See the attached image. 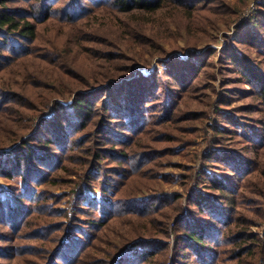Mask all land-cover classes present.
<instances>
[{"label": "trees", "instance_id": "1", "mask_svg": "<svg viewBox=\"0 0 264 264\" xmlns=\"http://www.w3.org/2000/svg\"><path fill=\"white\" fill-rule=\"evenodd\" d=\"M210 4L211 0H0V74L19 58L39 57L54 67L61 79V85L48 87L50 96L40 98L24 93L23 88L28 83L21 87L22 91L15 89L16 84L0 85V111L10 103L17 106L22 115L20 126L10 134L7 145L0 146V178L18 179L21 189L9 193L0 187V224L11 228L18 236L29 220L35 219V224L29 228V232L33 231L30 237L42 240L41 249L46 255L44 262L38 264H83L82 257L93 254L89 249L96 246L95 240L110 218L121 213L154 216L156 210L174 204L177 213L165 215L169 216L165 238L139 237L118 247L117 251L99 248L101 257L97 262L105 258V264H148L153 260L158 264H218L224 248H228L226 260L232 264H264V227L261 231L249 229L254 218L238 207L244 187H252L249 191L259 198L254 197L249 202L257 204L254 205L259 211L257 218L264 226V177H257L258 173L264 175V168L259 169L260 161L232 150L224 141L235 131L248 127L253 135L248 146L257 150L264 145L261 139L264 125L249 123L226 104L232 98L228 94H233V89L223 91L215 107L211 104L207 111L201 112L200 117L206 121L213 108L214 113H222L226 121L223 125H212L211 135L203 137L206 143L203 153L201 149L195 151L196 156L201 153V166L198 173L191 175L196 186L187 196L166 190L145 199L124 197L119 193L124 180L138 171L139 164L149 161L151 153L159 152L152 149L142 153L138 150L141 143L136 147L133 144L149 125L165 126L162 123L172 117L181 96L191 90L203 73L214 78V72L206 67L212 66L210 59L216 50L208 47L201 51L206 54L191 50L186 53V59L173 56L164 63L162 71L156 68L148 75H134L135 71L125 65L127 71L123 74L108 73L91 83L88 77L70 66L71 56L80 46L89 50L86 42L99 38L94 27L84 30L76 27L77 33L66 31L67 38L71 35L66 54L50 38L45 40L40 31L42 24L50 21L62 27L79 26L102 8L120 14H154L172 6L192 15V11ZM240 11V8L232 11L233 22ZM255 14L249 17L253 19L254 28L244 35L237 34L235 42L264 51V8ZM91 53L98 55L96 51ZM224 54V60L231 65L229 68L237 70L240 78L252 87L250 92L264 108V68L229 43ZM101 56L107 57L106 62L127 58L115 51L101 52ZM218 70L222 74L224 69L219 67ZM64 80L68 82L66 86L62 84ZM39 82L43 85V80ZM207 88L213 90L210 85ZM193 115L197 114L190 116ZM195 126L190 130L192 134L197 131ZM90 133L93 138L87 139ZM161 135L168 143L172 142L167 148L161 147L160 152L164 151L166 157L177 154L182 145L196 142L184 134L163 131ZM84 142L87 147L83 146ZM79 151L86 157H76L82 167H73L69 172L70 177L62 183V188L67 190L58 194L37 190L55 177L56 171L72 156L70 152ZM104 156L113 159L115 167H106ZM216 167L221 177L209 172ZM106 170H110V174ZM201 176L210 178L211 184L206 185L208 193L198 189ZM92 183H97L104 196L98 198L89 193ZM60 184L50 182V186ZM186 202L208 218L199 219L189 209L186 212ZM170 223L173 225L169 226ZM19 244L17 241L11 246L12 254L23 253ZM4 253L0 250L1 255Z\"/></svg>", "mask_w": 264, "mask_h": 264}, {"label": "rangeland", "instance_id": "2", "mask_svg": "<svg viewBox=\"0 0 264 264\" xmlns=\"http://www.w3.org/2000/svg\"><path fill=\"white\" fill-rule=\"evenodd\" d=\"M262 5H264V0H211L210 5L192 11V15L172 6H168L163 11L154 14L142 12L120 14L115 10L102 8L90 18L80 22L78 24L79 26L65 25L62 27L54 21L42 24L40 31L44 35L43 38L45 40L50 38L53 43L61 47L60 49L65 54L69 51V47L67 46L71 41V35L67 38L65 35L66 31L71 30L77 33L76 27L79 30L94 27L96 37L99 38L94 39L91 42L92 44L86 42L85 45L88 46L89 50L82 49L79 45L78 51L71 56L72 64L70 66L88 77L91 83L95 80L102 79L108 73L117 72L123 74L124 71H127L125 65H129L135 71L134 75L138 73L148 75L149 71L155 70L156 68L162 71L164 63L173 56L186 59V53L191 50H197L196 52H200L199 54H206V51H201L206 50L208 47L216 50L215 55L210 59L212 66L206 67L211 73L214 72V78H210L203 73L191 90L181 96L172 112V117L162 123L166 127L162 126L161 123L149 125L140 135L137 142L133 144L136 147L138 143H141L142 147H137L138 150L143 151L142 153H149L152 149L159 152H155V154L151 153V157L148 158L150 160L139 164L138 171L124 180L125 182L119 191L121 196L145 199L150 197L151 194L153 195V193L159 194L163 192L162 190L181 192L184 196L189 194L190 189L196 186L195 179H192L191 175L198 173L197 171L201 166V153H203L206 147L203 137L205 135H211L210 128L212 125L215 123L223 125L224 121H226L223 119V114H215L213 108L210 109L206 121L200 117L201 112L207 111L211 104L215 107L218 100L222 97L223 91L226 89H233V94H228V97L232 98L226 102V104L230 105L231 109H234L240 117L247 119L246 121L253 125H264V108L256 99L257 97L250 92L252 87L243 78H240L241 76L237 70L229 68L231 65L224 60V49L227 47V43H229L234 45L240 54L250 58L254 63L264 68V51H260V48L249 49L247 45L239 46L235 42V36L237 34L244 35L252 27L254 28L253 19L251 20L249 17L256 12L258 13L259 10H262L264 8ZM236 8H240L241 11L233 22L232 18H234L235 14L232 11ZM42 43L45 44V42ZM92 51H96L98 55H93L91 53ZM111 51L122 52L126 55V59L130 57L132 60H126L125 58L121 60L118 58L106 62L107 57L101 56V52L110 53ZM219 67L224 69L222 74L219 73ZM42 80L43 85L39 82ZM60 80V77L57 76L56 69L49 66L39 57L37 59L29 57L19 58L11 63L5 72L0 74V85L16 84L17 88L15 86L13 87L22 91L21 87L28 83V86L25 85L23 88L24 93H29L34 98L50 96L51 90H48V87H51V84L61 85ZM66 83L68 84L64 80L62 83L63 86H66ZM207 85L212 86L213 90L207 88ZM17 109V106H13L10 103L4 105V108L1 107L0 146L7 145L10 134L20 126L22 115ZM46 114H48L47 111ZM191 114L197 115L190 116ZM194 126L197 131H193L194 134H192L190 130ZM163 131L173 135H188V139L196 140V142L191 145L184 144L178 148L177 154L166 157L164 151L162 153L160 152L162 150L161 147L166 146L167 148L172 142L168 143L164 135L159 136V133ZM90 135L91 133L87 136V139ZM261 135L263 141L264 136L263 134ZM252 136L250 128L245 127L242 130L235 131L232 136H227L228 138H224V141L232 147V150L239 151L250 159L260 161L258 168L263 169L264 145L257 148V150L248 146V141L250 139L252 140ZM84 143L83 146L85 145L87 147L86 142ZM200 149L202 152L196 156L195 151H200ZM70 153L72 156L70 159L65 160V164L56 171L54 174L55 177L49 179L45 185L37 188V190L44 189L46 192L51 191L50 193L57 194L67 190L62 188V183H65L67 181L66 179L70 177L69 172L72 171L73 167H77V169L78 167H82L81 162L76 157L79 155L86 157V154L80 151ZM102 159L106 167H115L116 164L113 162V159L109 160L105 156ZM106 172L110 174V170H106ZM209 172L218 177L222 176L220 169L217 167L209 169ZM258 174V178L264 177L261 173ZM50 182H59L61 184L59 186H50ZM209 184H211L210 178H202L201 176L197 186L200 191L208 193L209 190H207L206 185ZM0 187L9 193L21 191L18 179L9 180L0 178ZM88 188L91 195L98 198L104 196L97 183L90 184ZM249 189L244 187V196L239 198L240 202L238 207L245 215L254 218L255 222L249 229L252 231H261L264 226L261 220L257 218L259 211L257 206H254L257 204L249 202V199L254 197L258 199L259 197L253 195ZM185 204L186 208H184L187 209L186 212L189 209L199 219L208 218L207 215L202 214L192 204L187 202ZM174 207L175 204L169 206V208L156 210L154 216L145 217L135 215L134 213H121L117 217L110 218L95 240L96 246L89 249L93 254L84 255L82 257V263L105 264L107 262L104 260L105 258L98 262L96 260L101 257L99 248L105 247L117 251L118 247L139 237L165 238L166 219L169 217L165 215L168 213L173 216L174 212L176 214L177 212ZM34 220L32 217L27 227H23L20 230L18 236H16L11 228L0 224V250L2 253L3 251L5 252V255L0 254L1 264H38L44 262L46 255L41 249L42 240L30 237L33 235V231L29 232V228L35 224ZM172 225L173 223L169 224V226ZM2 235L5 236L2 237ZM16 240L20 243L19 250L21 251V248L24 249L22 251L23 253L19 255H16V253L12 254L14 251L11 252L13 248L11 246H14L15 242H17ZM224 249V252L220 255L221 258L218 264H232L226 260L229 255L228 248ZM10 254H12L11 258L9 256ZM168 258L170 259V257ZM148 264H158V262L153 260Z\"/></svg>", "mask_w": 264, "mask_h": 264}]
</instances>
